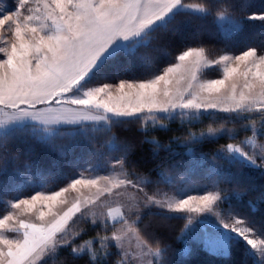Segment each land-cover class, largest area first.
<instances>
[{
    "label": "snow or ice",
    "instance_id": "snow-or-ice-1",
    "mask_svg": "<svg viewBox=\"0 0 264 264\" xmlns=\"http://www.w3.org/2000/svg\"><path fill=\"white\" fill-rule=\"evenodd\" d=\"M0 5V203L5 206L0 209V264H48L60 249H66L72 260L83 264H107L112 249L117 256L112 264H167L171 246L156 232L167 226L150 227L143 221L153 207L160 209L154 215L162 220L185 221L177 240H182L198 221L199 216L193 214L214 216L216 231L203 239L209 253L223 257V264H229L237 249L242 248L254 264H264V238H254L264 237V213L256 220L236 211L222 212L221 205L231 197L219 188V180H213L212 190L199 195L184 190L175 197L159 191L149 194L145 186L152 181L135 173L131 174L135 176L132 179L126 170L132 143H125L122 154L107 162L110 175L84 178L77 173L50 194L38 190L23 197L11 196L2 184L9 176L7 141L16 134L33 137L65 156L67 149L54 143L55 137L65 135L64 126H74L87 138L89 121L109 127L150 119L154 127L163 128L164 119L180 117L191 122L204 114L214 116L219 112L229 119L235 115L252 121L255 135L251 114L258 113L264 121V49L250 46L238 55L223 52L210 59L211 53L205 47L187 46L170 66L159 69L151 79H119L110 83L102 78L113 65H123L127 71L137 62L150 63V58L138 56V51L154 41L186 44L187 29L182 26L193 21L205 22L212 17L218 28L239 31L246 21L264 24V11L250 12L236 20L230 12L241 7L237 0H14L11 5L0 0ZM182 66L188 76H181L180 80L187 79V87L184 92L173 94L168 87L172 83L170 76ZM213 66L222 67L223 79L200 83V90L208 93L201 97L192 90L196 86L193 82L199 81L203 69ZM239 78H243L244 91L238 94ZM225 133L231 134V130L209 126L199 136L190 134L186 143H200ZM145 143L154 145L153 155L157 154L155 149L162 147L154 139L140 141L141 145ZM241 144L257 148L251 138ZM217 156L243 170L264 171V145L249 152L244 146L228 144ZM98 168L96 165L86 171L92 173ZM211 174L218 175L215 169ZM14 175L22 174L17 170ZM161 179L171 182L164 173ZM101 180L105 181L103 186ZM78 185L96 188L95 199L84 201L83 205L77 200L62 214L52 212L57 203L67 204L60 198L70 189L77 190ZM45 186L42 179L39 187ZM231 195L239 197L241 192L232 189ZM109 197L117 198L119 206H108ZM37 204L49 209L52 222L45 225L14 219L21 206L32 210ZM106 206V214L97 211ZM44 217L45 212L41 211L39 219L43 221ZM90 218L93 226L102 225L105 229L111 218V234L97 233L79 243L84 230L76 225L87 223ZM130 237L137 241L135 249L127 246ZM183 251L188 254L190 249L185 247ZM238 264H246V260L242 257Z\"/></svg>",
    "mask_w": 264,
    "mask_h": 264
},
{
    "label": "trees",
    "instance_id": "trees-1",
    "mask_svg": "<svg viewBox=\"0 0 264 264\" xmlns=\"http://www.w3.org/2000/svg\"><path fill=\"white\" fill-rule=\"evenodd\" d=\"M197 3L199 0H188ZM241 7L231 11L232 15L243 19L250 12L264 11V0H237ZM186 27L188 40L185 44L169 45L164 42L154 41L147 48H140L138 56H147L150 63L140 65L139 62L129 66L127 71L123 65H113L109 72L103 77L104 81H116L119 79H145L153 76L159 69L170 64L174 57L187 46H203L211 54L230 51L240 53L247 47H257L264 49V24L260 21H246L239 31L231 33L223 32L209 17L205 22H196L182 26ZM256 119L257 114H251ZM242 117L233 115L231 119L227 114H217L214 116L202 115L199 119L189 121L171 120L166 127H153L143 129L139 121L111 125L108 129H89L87 138L83 133L66 131L65 135L54 138V143L59 147L67 149V154L61 156L59 151H53L39 140L28 135L16 134L10 136L7 141V158L9 176L19 171L22 175L25 173L35 180L25 181L23 189L40 188L43 181L46 183L44 189H55L65 184L69 177L78 169H84L89 163L95 160L105 161L110 156L119 157L122 154L125 143L134 145L133 151L129 154L130 165L128 168L137 173H142L150 177H156L162 170L176 169L183 159L188 156L186 150L194 153L206 152L212 153L228 144L241 140L244 136L250 134L251 129L246 126L247 122ZM209 126H226L231 130V134L225 133L218 135L213 139H205L200 143L186 144V138L190 134H195ZM73 133H75L73 135ZM115 134L116 146L108 143V137ZM235 136V139L232 138ZM155 140L162 147L155 149L156 155H153L154 145L150 143L140 144L141 140ZM3 154V153H0ZM3 161H0V166ZM229 179L230 183L241 190L239 197L232 196L225 204L229 211L239 212L241 215L249 216L259 220L260 214L264 213V199H261V193H264V171L257 169L243 170L239 165H230ZM8 176V177H9ZM7 180L4 179L2 184ZM25 182L27 184H25ZM15 185V184H14ZM17 185V184H16ZM21 187H9V194L19 190ZM4 204L0 203V209H4ZM159 211L152 210L150 214L144 216L147 225L154 227L156 225H166L167 228H157V235L162 241L172 247H181L187 243L190 252H174L169 256L170 264H223V257L215 256L209 253L205 246L194 239L177 240L180 230L185 221L178 219L162 220L160 216L154 215ZM259 228V225H257ZM94 235L92 231L86 233V237ZM108 259L107 264H112L117 259L115 251ZM243 256V249H237V255L230 258L229 264H238ZM87 257L85 258V260ZM167 259V260H168ZM48 264H83L80 260H72L66 249H60L55 257L49 258Z\"/></svg>",
    "mask_w": 264,
    "mask_h": 264
},
{
    "label": "rangeland",
    "instance_id": "rangeland-1",
    "mask_svg": "<svg viewBox=\"0 0 264 264\" xmlns=\"http://www.w3.org/2000/svg\"><path fill=\"white\" fill-rule=\"evenodd\" d=\"M13 3H14V0H3V4L11 5ZM191 3H194V2H191ZM0 6H2V5H0ZM230 15L236 20H242V18L237 17L235 15H232L231 13H230ZM227 28H228V26H226V29ZM222 31L226 32V33L233 32L230 29L227 31L226 30H222ZM196 47H198V46H196ZM223 52H227L230 55L240 54L239 52L233 53L230 51H221V52L211 54L209 58L214 59V58H216V56H218L219 54H222ZM171 63L166 65L164 68L170 66ZM181 76H186V77L188 76V73L185 71V68L183 66L180 69H178L176 73H174L170 76L172 83L168 87L171 89L173 94H176L178 92L182 93V92H184L185 88L187 87L188 80L187 79L180 80ZM151 78H153V76H150V77L145 78V79H151ZM212 79H223L222 67L218 68V67L213 66V67H208V68L203 69V72H202V75L200 76L199 81L193 82L196 86L192 90L195 92H198L201 95V97L208 96V93L206 91L202 92L200 90L199 84L204 83L208 80H212ZM136 80H144V79H136ZM177 80H180L179 84L177 83ZM104 82L114 83V82H118V80H116V81H104ZM237 83H238L237 93L239 94L241 91H244V89H243V78H239ZM161 87H163V85H161ZM160 99H164V97L161 96ZM65 107H68V106L66 105ZM72 107H75V106H72ZM218 113L219 112H217L215 115H217ZM219 114H225V113H219ZM252 114L258 115V117L256 116V119H255V129L257 130L256 134L254 135V132H253L252 121H249V122H247L246 126L251 129L250 134L247 136H244L241 140H237V142L230 143V144H234V145L244 146L245 150L249 151V152H252L254 150H258L261 145H264V129L261 128V124H264V121H261L259 119L258 113L254 112ZM157 115H159V114H157ZM204 115H207V114H204ZM171 120H178V121L180 120L181 121L182 119L180 117H177L175 119H164L161 121V123L164 125V127H166ZM184 121L186 122L187 120H184ZM139 122H140L141 126L143 127V129H149V128L154 127L150 119H148L146 122H144V121H139ZM87 123L89 125L88 130L89 129H95V128L108 129L111 127V126L110 127H103L102 125L95 124L94 122H91V121H89ZM155 127H159V126H155ZM220 127L221 126H219V127L217 126V127H213V128H220ZM223 127L226 128V126H223ZM74 129H75L74 126H64L62 131L63 132H66V131L72 132ZM206 130H207V128L200 130L199 132H196L195 134L197 136H199V134L201 132H204ZM115 138H116L115 134L110 133V135L108 137L109 145H111V146L117 145ZM249 138H251L253 140V142L255 143V145L257 146L256 149H253L251 146H245V145L241 144V142L246 141ZM186 144H191V143L185 142V145ZM189 148L191 149V147H189ZM224 148H226V147H224ZM221 149H219L218 151L212 152V153H206V152H200V151L197 153H194L192 151L186 150V153H188V156L185 159H183V161L179 165H176V169H173V170H168V169L165 170L164 169L161 172V173H164L166 178L171 181L170 183L165 182V180L161 179V173L153 178V177H150V176L142 174V173H137L128 167L126 168V170L132 179H135V176H133L131 174L135 173L137 175H142L144 177H147L149 180L152 181V183L150 185L145 186V191L149 192V194L156 192V191H159L161 195L167 194V196H169V197H175L178 191L184 190L187 192V194L199 195V194H203L207 190H212L213 180H219V185H218L219 188H223L226 191H228L230 197H232L231 190L237 189V188L234 185H232L229 180L220 179L221 176L229 177L230 173H228L227 171L229 170V167L231 165L228 163V161L226 159H223V158H220L217 156V152H219ZM114 160H115V157L110 156L108 159H105V161L95 160L93 162H89V163H87L88 165L84 169L76 170L72 176L76 175L77 173L82 174L84 176V178H89L90 176H94V175H100V176L110 175L111 172H110V169L108 167L107 162L114 161ZM96 165L99 166V168L96 172L90 173V172L86 171V169H88L90 167H95ZM212 169H215L216 173L218 175H212L211 174ZM15 173H16V171H15ZM35 179H36L35 177L27 175L26 173L24 175L19 176V177L12 175V176H9L7 178L5 183H3V186L6 189H8L9 187H15V186L21 187L19 190L14 191L13 194H11V196L20 195L21 197H23L29 193H34L35 191H38V190H43L45 192V194H50L52 191H57V190H59L60 187H63L68 183V180H67L65 182V184H63L62 186H59L55 189H44V188L43 189H41V188L23 189L24 184L20 183L22 180L31 181V180H35ZM104 183H105V181H103V180L100 181L101 186H103ZM25 184H27V183L25 182ZM130 191H132L133 194H135L134 190H130ZM239 191H241V190H239ZM96 194H97L96 188H85V187L78 185L77 190H71L70 189L69 192L64 193L62 195V197L60 198L61 200H67V204L61 205V204L57 203L52 208V212L62 214L63 211L67 210V208L70 207L77 200H79L83 205L84 201L94 200L96 197ZM225 204L221 205L220 210L224 213H227V212H229V207H226ZM108 206L113 207V208L118 207L119 206V200L117 198H114V197H109L108 198ZM152 210L160 211V209L155 208V207H153L151 209V211ZM41 211L45 212V217H44L43 221H41L39 219V213ZM97 211L98 212L103 211L106 214L107 213V206L103 209H97ZM145 211H148V210H145ZM193 215H198L199 219H198V221H194L192 229L184 235L183 239H185V240L186 239H190V240L194 239V240H197L198 242H200V244H202L204 246V243H203L204 237L207 235H211L216 231V227H215V225L217 223L216 218L210 214H207V213H205V214H193ZM145 216L147 217V215H145ZM17 218L22 219L28 223H36V224L43 223L45 225L52 222L54 219L53 216L51 214H49V209L47 207L41 206L40 204H37L36 208H34L32 210H28L26 207L21 206V209L16 211V215L14 216V219H17ZM144 219H143L144 224L147 225V222ZM112 223H113V221L111 220V218H109V227L107 229H105L104 226H102V225L93 226L91 223V218L89 219V221L87 223L81 222V223L77 224L76 227L78 229L84 230L83 234H82V236L78 242L83 243L85 240L91 239L92 237L96 236L97 233H99L100 235H106V234L110 235L111 231H112V228H111ZM116 227L118 228L119 224H117ZM90 231H92L94 233V235H92L90 237H86L85 236L86 233H89ZM4 234L10 235V236L11 235L19 236V234H10V233H4ZM254 238H264V237H254ZM127 246H130L132 249L136 248L137 241L135 240L134 237H130L127 240ZM98 247H99V245H97V248ZM185 247H188L187 243H184L181 247H172L171 246L169 248L166 260L168 259L169 256L173 255L174 252H184L183 250ZM242 257L246 260V264H254L253 259L247 257L245 255L244 251H243ZM257 259H258V257H257ZM34 264H40V262L34 261ZM167 264H170L169 259L167 260Z\"/></svg>",
    "mask_w": 264,
    "mask_h": 264
}]
</instances>
